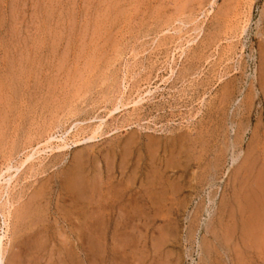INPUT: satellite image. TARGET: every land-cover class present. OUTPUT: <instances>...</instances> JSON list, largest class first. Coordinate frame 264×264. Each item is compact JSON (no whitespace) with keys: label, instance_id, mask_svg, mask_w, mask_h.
<instances>
[{"label":"rangeland","instance_id":"374dc122","mask_svg":"<svg viewBox=\"0 0 264 264\" xmlns=\"http://www.w3.org/2000/svg\"><path fill=\"white\" fill-rule=\"evenodd\" d=\"M8 165L3 264H264V0H0Z\"/></svg>","mask_w":264,"mask_h":264},{"label":"bare ground","instance_id":"6f19581e","mask_svg":"<svg viewBox=\"0 0 264 264\" xmlns=\"http://www.w3.org/2000/svg\"><path fill=\"white\" fill-rule=\"evenodd\" d=\"M253 10V9H252ZM126 91V90H125ZM203 100V99H202ZM240 102V101H239ZM241 104V103H240ZM99 124V123H98ZM100 127V126H99ZM101 128V127H100ZM98 129V128H97ZM99 130V129H98ZM99 134H100V132H99ZM50 139H52V140H55V138L54 137H51ZM51 140V141H52ZM57 140V139H56ZM59 140V139H58ZM237 143V142H236ZM239 143V142H238ZM233 146H235V144L233 145ZM66 147H68V146H63V147H59V149H66ZM236 147V146H235ZM37 152V151H36ZM36 155V154H35ZM33 157H34V155H31L30 157H28V160H30V159H33ZM237 160V159H236ZM24 164H25V162H24ZM7 165V164H6ZM15 165V164H14ZM18 166V165H17ZM45 167V166H44ZM12 168V166H7V168L4 170V169H2L1 171H0V185H2L3 186V184H1V182H2V180L4 179V180H6L5 182H7L8 184L10 183V181L11 180H13L12 178V175L11 176H9L8 177V179L5 177V174H7L6 173V171H9L10 169ZM12 169H14V168H12ZM18 169V168H17ZM11 171V170H10ZM19 171V170H18ZM10 174V173H9ZM249 176V175H248ZM101 177V176H100ZM15 178V177H14ZM64 178L66 179V176H64ZM249 178V177H248ZM50 180V179H49ZM49 180H48V182H49ZM5 182H2V183H5ZM63 182H65V183H67V180H65V181H63ZM252 182V181H251ZM12 183V182H11ZM245 183V182H244ZM64 184V183H63ZM46 185H48V184H46ZM6 186V185H5ZM9 186V185H8ZM8 186L6 187V188H8ZM2 188V187H1ZM4 188V187H3ZM48 188V187H47ZM48 190V189H47ZM3 191V190H2ZM4 191H5V189H4ZM23 191V190H22ZM6 192V191H5ZM8 194V193H7ZM5 196V195H4ZM8 197L10 198V195L8 194L7 196H6V198L7 199H4V200H2V195H1V198H0V215L1 216H4V215H2L3 214V210H5V208H8V206L9 205H12L13 206V204H11V200L10 199H8ZM27 197V196H26ZM24 199V198H23ZM28 200H29V198H27ZM34 200H35V196H34V193H33V195L31 194V197H30V201H28L27 203H24L23 205H21L20 207H18L15 211H14V213H15V215L12 213V212H10V210L11 209H9V210H7L6 212H8L9 211V214H13L12 216H13V219L14 218H16L17 216H18V218H16L15 220H19V218L20 219H23V217L21 218L19 215H20V213H22L25 209H27V208H29L30 206H32L31 204L34 202ZM258 200V199H257ZM2 201H5V203L3 202L2 203ZM14 201V200H13ZM14 203V202H13ZM46 203H49V202H46ZM248 206H249V204H248ZM256 207H258V206H256ZM11 208V207H10ZM31 209V208H30ZM245 210V209H244ZM251 210V209H250ZM257 210V209H256ZM255 210V211H256ZM28 211H29V209H28ZM28 211H26L25 210V212H27L28 213ZM251 212V211H250ZM27 213H26V216H27ZM257 213V212H256ZM256 213L253 215V217L254 216H256ZM25 214V213H24ZM24 214L23 215H21V216H24ZM223 215V214H222ZM6 219H7V217H6V215L4 216ZM12 218V217H11ZM26 219V218H25ZM245 219V218H244ZM247 219V218H246ZM254 219H256V217H254ZM258 219V218H257ZM262 219V218H261ZM18 220L17 221H15V222H18ZM104 220V219H103ZM248 220V219H247ZM263 220V219H262ZM21 221V220H20ZM25 221V220H24ZM1 222V221H0ZM257 222H259L258 220H257ZM257 222L255 221H253L252 219H251V221H248V222H244V226H243V229H244V233L246 234V236L248 235V236H250L249 234H251V235H253L254 237H256V233L257 232H255V231H253V229L255 228L256 229V227H258L257 225ZM6 221H5V219H4V224L6 225ZM20 223H22V222H20ZM19 223V224H20ZM18 224V223H17ZM18 224V225H19ZM21 225V224H20ZM259 225H261V223H259ZM2 227V226H1ZM8 228V227H7ZM239 228V227H238ZM138 229V228H137ZM241 229V228H240ZM215 230V229H214ZM257 230V229H256ZM1 232V231H0ZM240 232V231H239ZM242 234V233H241ZM259 234V233H258ZM105 235V234H104ZM15 236V235H14ZM4 237H6V235L4 236L3 235V233H2V235L0 236V248H1V250H3L2 248H3V241H4ZM259 237V236H258ZM257 237V238H258ZM22 238V237H21ZM247 239V238H246ZM12 240V239H11ZM97 240H98V238H97ZM15 241H17V240H15ZM233 241V240H232ZM263 241V240H262ZM18 242V241H17ZM48 242V241H47ZM96 242V241H95ZM5 244V243H4ZM239 245V244H238ZM259 245V244H258ZM261 245H262V243H261ZM5 246V245H4ZM160 246V245H159ZM254 246V245H253ZM19 248V247H18ZM255 248V247H254ZM5 249V248H4ZM21 249V248H20ZM5 251V250H4ZM4 251L2 252V254H4ZM6 252V251H5ZM5 255V254H4ZM260 255V254H259ZM260 257V256H259ZM262 257V256H261ZM260 257V258H261ZM16 261H17V258H14ZM261 259H263V258H261ZM4 260H5V257H3V256H1V264H3L4 263ZM6 261V260H5ZM19 262V261H18ZM262 263V262H261Z\"/></svg>","mask_w":264,"mask_h":264}]
</instances>
